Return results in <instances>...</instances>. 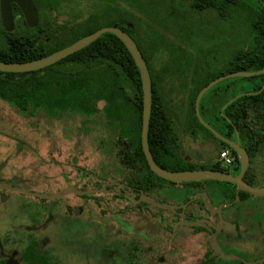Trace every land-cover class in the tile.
Returning a JSON list of instances; mask_svg holds the SVG:
<instances>
[{
  "label": "trees",
  "instance_id": "obj_1",
  "mask_svg": "<svg viewBox=\"0 0 264 264\" xmlns=\"http://www.w3.org/2000/svg\"><path fill=\"white\" fill-rule=\"evenodd\" d=\"M40 15L36 28L28 27L21 9L12 5L15 31L4 30L0 18V62L25 63L55 53L103 27H119L137 43L147 62L153 83L152 113L148 135L150 150L156 164L164 168V132L170 137L172 130L164 129V117H169L170 101L176 92H188L192 121L214 139L219 150H234L218 140L202 125L196 115L195 103L200 91L214 79L233 72H257L264 68V6L245 0H232L231 12L216 7L214 13L222 20L234 18L248 25V46L240 48L229 67L224 71L206 76L212 71V63L193 65L188 58L175 55L164 62L161 55H151L148 42L156 43L158 51L162 42L161 32L167 23L178 26L181 21L193 22L196 15L212 12L210 0H32ZM89 1L96 10L85 19L60 21L63 11L74 4ZM218 3L220 0H216ZM224 0H222L223 2ZM167 2L168 8H164ZM218 5V4H217ZM179 6V8H177ZM185 10L181 11L180 7ZM180 9V10H179ZM166 50L176 54L177 48ZM173 56V55H171ZM162 60L155 71V59ZM264 75L250 78H233L223 81L209 90L201 100L202 118L219 134L258 131L264 128ZM211 93V102L203 100ZM244 95L223 107L240 94ZM0 99L9 102L22 113L37 114L45 109L52 116L72 112L93 116L104 102V111L120 124V141L126 148L136 149L137 162L143 166L147 179H161L150 169L143 153L141 134L143 126V85L140 71L124 43L107 33L89 47L45 69L19 73L0 72ZM248 117L249 120H246ZM231 120V122L228 121ZM170 125V121L167 120ZM253 127H246V125ZM206 169L205 167H202ZM167 170L171 171L170 168ZM195 167H185L183 170ZM214 170H220L215 164Z\"/></svg>",
  "mask_w": 264,
  "mask_h": 264
},
{
  "label": "rangeland",
  "instance_id": "obj_2",
  "mask_svg": "<svg viewBox=\"0 0 264 264\" xmlns=\"http://www.w3.org/2000/svg\"><path fill=\"white\" fill-rule=\"evenodd\" d=\"M180 9L184 11L185 7ZM95 10L91 2H80L63 11L60 21L82 20ZM219 17L217 13L206 12L196 15L193 22L164 25V30L159 29L161 36L169 49L175 47L179 51L176 54L167 52L170 55H161V59L169 62L175 55H182L181 58L193 61V65L212 63L213 69L206 72L205 77L226 70L236 52L248 46L249 29L243 20L227 21ZM162 60L155 59V71ZM188 95V92L183 93L181 98L186 110L190 109ZM210 95L205 96L204 104L211 102ZM99 108L90 117L72 112L52 116L45 109L32 116L0 100V182L12 180V185L22 190L53 195L71 183L98 181L101 187L111 178H125L127 174L119 167L117 156L122 148L118 141L120 124L105 113L103 102ZM209 121L206 117L205 122ZM209 142L216 144L212 140ZM97 197L111 196L101 194ZM73 201L70 194L47 200L0 189V264H5L9 257L18 264H31L25 260L33 239L28 237L30 230L27 228L35 225H43L33 233L34 238L49 239L46 255L53 264H132L127 262L132 243L148 240L152 254L164 245V242H157L154 233L164 220L144 217L133 226L119 220L121 216L112 218L115 221L110 222L120 228L115 234L108 230V221L100 224L96 216L69 214L67 208L74 204ZM136 213L139 217L140 212ZM158 257L151 258L152 262L142 258V264H164V261H157Z\"/></svg>",
  "mask_w": 264,
  "mask_h": 264
},
{
  "label": "flooded vegetation",
  "instance_id": "obj_3",
  "mask_svg": "<svg viewBox=\"0 0 264 264\" xmlns=\"http://www.w3.org/2000/svg\"><path fill=\"white\" fill-rule=\"evenodd\" d=\"M245 1L264 6V0ZM210 2V7H214L213 12L216 7L231 12L232 0L223 2L220 0L219 3L210 0ZM164 8H168L167 2L164 3ZM226 20L231 21V18ZM160 41L162 44L158 51L153 50L156 43L148 42L151 46V55H166L169 52L164 51L167 47L164 36ZM173 95L170 105L171 115L164 117V129L172 130L169 138H167L168 133L164 132V169L167 167L171 171H182L183 168L192 166L195 170L203 169L202 167L206 168L203 170H214L217 163L220 165L218 171L233 177L239 176L242 165L237 153L234 151L236 157L231 153L235 157L233 167L224 168L216 158L220 148L218 143L192 121L191 116L188 115L189 109L186 110L181 102L183 93L176 92ZM167 120L170 121V125ZM249 126L253 127L246 125L247 128ZM259 129L246 131L241 136L237 130L235 134L228 132L227 139L239 142L248 157V167L242 182L249 188L263 190L264 128L259 127ZM209 140L216 144L210 143ZM118 141L122 146L117 152L119 167L127 176L123 179L111 178L101 187H98V181L92 184L87 181L84 184H68L64 189L73 188L76 192L85 193L84 195L69 193L74 200V204L67 208L69 214L96 216L100 224L108 221V230L115 234H118L120 228L115 222L110 221H115L120 216L119 220L133 226L137 221H143L144 217L164 220L162 227L154 232L158 237L157 242H164V245L158 247L159 251L152 254L153 248L149 246L148 240L138 244L134 242L130 246L128 263L142 264V258H148L143 261L152 262L151 258L158 255L157 261H164V264H261L259 261L264 259V194L255 195L247 190H240L237 184L230 182L201 181L177 184L162 178L145 179L143 166L137 162L136 149L124 147L120 137ZM11 181L4 182L15 187ZM163 193L164 197H161ZM101 194L111 197H97ZM78 199L80 201H77ZM136 211L140 212L139 217ZM42 226L27 228L30 230L28 237L33 239L25 253V260L31 264H53L46 255L49 239L34 238L33 233ZM11 231L15 232V230ZM159 236L163 238L160 239ZM214 239L224 255L215 249ZM256 244L259 246L255 248L249 246ZM5 264H18V262L13 257H9Z\"/></svg>",
  "mask_w": 264,
  "mask_h": 264
},
{
  "label": "water",
  "instance_id": "obj_4",
  "mask_svg": "<svg viewBox=\"0 0 264 264\" xmlns=\"http://www.w3.org/2000/svg\"><path fill=\"white\" fill-rule=\"evenodd\" d=\"M16 4L22 11L25 21L30 28H36L39 26L40 23V15L37 7L35 6L32 0H0V18L3 25V28L6 32L12 33L15 31V20L13 16L12 5ZM113 34L117 36L127 47L128 51L133 56V59L140 71L142 85H143V126H142V134H141V141L142 147L147 159V162L150 166L151 171L157 175L159 178L165 179L167 181L182 184V183H190V182H201V181H220V182H230L233 184H237L240 190H247L255 195L264 194L263 190H257L247 187L242 182V177L245 174L247 167H248V157L244 150L240 147L239 142H233L219 134L216 130H214L205 120L202 118L200 113V104L201 100L204 95L215 87L217 84L232 78H250L254 76L264 75V68L261 71L257 72H233L226 75H223L217 79H214L210 82L207 86H205L197 96L195 109L196 115L202 125L206 127L208 130L212 132V134L220 141L229 145L238 155L239 160L241 162V172L239 176L233 177L228 173L216 170H182V171H169L160 166H158L153 158L152 152L150 150L149 142H148V135H149V128H150V121H151V113H152V101H153V83L150 70L148 68L147 62L141 52L140 48L138 47L135 40L124 30L119 27H103L100 30L92 33L82 39L78 40L77 42L73 43L70 46H67L55 53L43 57L38 60L25 62V63H5L0 62V72L3 73H29L35 72L62 61L63 59L89 47L93 42L99 39L104 34ZM264 91V85L262 89L255 94H260ZM254 93H245L240 94L237 97L233 98L229 103H227L222 111H224L229 105L235 102L238 98L244 95H250ZM231 122L230 119H228ZM0 189H7L16 191L19 193H24L30 196L39 197L42 199H49L54 200L60 198L64 195H67L72 192H76L73 188H66L60 193L56 195H42L39 193L28 192L22 190L17 187H13L9 185L7 182H0ZM80 195H84L85 193L76 192ZM88 193V192H87ZM164 207V205H161ZM214 247L215 249L224 255L218 248L216 240L214 239ZM259 263H264V259L259 261ZM255 264V263H253ZM257 264V263H256Z\"/></svg>",
  "mask_w": 264,
  "mask_h": 264
},
{
  "label": "built area",
  "instance_id": "obj_5",
  "mask_svg": "<svg viewBox=\"0 0 264 264\" xmlns=\"http://www.w3.org/2000/svg\"><path fill=\"white\" fill-rule=\"evenodd\" d=\"M218 160L221 162L222 166L226 169L232 168L235 163V157L228 150L221 152L218 157Z\"/></svg>",
  "mask_w": 264,
  "mask_h": 264
}]
</instances>
